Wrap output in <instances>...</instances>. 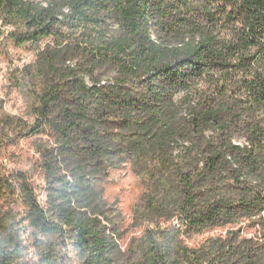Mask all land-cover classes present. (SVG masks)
Listing matches in <instances>:
<instances>
[{
    "label": "trees",
    "instance_id": "obj_1",
    "mask_svg": "<svg viewBox=\"0 0 264 264\" xmlns=\"http://www.w3.org/2000/svg\"><path fill=\"white\" fill-rule=\"evenodd\" d=\"M3 35L37 50L18 83L46 140L45 204L15 176L32 253L0 224V264H264V0H0ZM124 164L145 229L122 250Z\"/></svg>",
    "mask_w": 264,
    "mask_h": 264
},
{
    "label": "rangeland",
    "instance_id": "obj_2",
    "mask_svg": "<svg viewBox=\"0 0 264 264\" xmlns=\"http://www.w3.org/2000/svg\"><path fill=\"white\" fill-rule=\"evenodd\" d=\"M8 30L2 28L1 30ZM36 49L29 45H17L6 35L0 37V176L9 177L12 190L3 192L0 197V224L5 231L17 232L24 246V260H29L32 250L29 248L28 231L23 222L24 210L19 197L17 174H23L33 187L38 201L45 204L42 172L39 169L40 158L37 148L45 144V137L30 135L23 130V122L30 125L34 118L30 113L28 98L20 92V71L33 63ZM21 134V135H18ZM144 193L140 179L133 173L129 164L110 170L107 182L103 185V196L108 203H115L121 214L119 245L125 250L131 241L139 239L145 225L134 224V211L142 205ZM254 227H243L247 234H253ZM223 234L221 230L206 232L203 238ZM185 245H191L186 241ZM72 263L75 264L74 259Z\"/></svg>",
    "mask_w": 264,
    "mask_h": 264
}]
</instances>
